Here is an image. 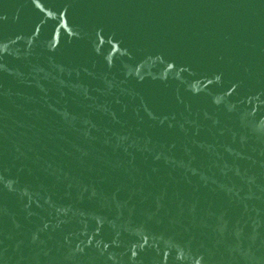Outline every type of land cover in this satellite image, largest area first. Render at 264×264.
Returning <instances> with one entry per match:
<instances>
[{
	"label": "water",
	"instance_id": "obj_1",
	"mask_svg": "<svg viewBox=\"0 0 264 264\" xmlns=\"http://www.w3.org/2000/svg\"><path fill=\"white\" fill-rule=\"evenodd\" d=\"M0 264H264V0H0Z\"/></svg>",
	"mask_w": 264,
	"mask_h": 264
}]
</instances>
